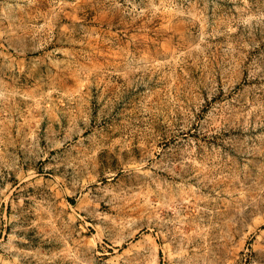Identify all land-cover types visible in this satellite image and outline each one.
<instances>
[{"label": "rangeland", "instance_id": "374dc122", "mask_svg": "<svg viewBox=\"0 0 264 264\" xmlns=\"http://www.w3.org/2000/svg\"><path fill=\"white\" fill-rule=\"evenodd\" d=\"M0 264H264V0H0Z\"/></svg>", "mask_w": 264, "mask_h": 264}]
</instances>
